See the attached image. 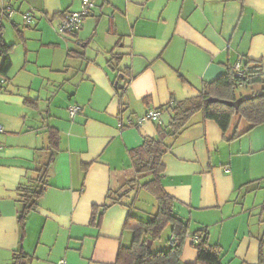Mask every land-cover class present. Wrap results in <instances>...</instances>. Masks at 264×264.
Returning <instances> with one entry per match:
<instances>
[{"label": "crops", "instance_id": "0c3cea01", "mask_svg": "<svg viewBox=\"0 0 264 264\" xmlns=\"http://www.w3.org/2000/svg\"><path fill=\"white\" fill-rule=\"evenodd\" d=\"M1 7L14 13L1 23L12 48L0 76V264H115L132 242L126 219L144 220L128 151L157 125L126 122L157 111L167 125L169 105L198 95L237 62L264 70V0H94L75 34L57 26L81 0H0ZM235 119L224 134L195 114L166 141L161 185L188 223L186 242L206 230L222 264H264V123L237 132ZM55 131L48 185L22 224L19 191L33 187ZM256 192L260 200H249Z\"/></svg>", "mask_w": 264, "mask_h": 264}, {"label": "trees", "instance_id": "16d2710c", "mask_svg": "<svg viewBox=\"0 0 264 264\" xmlns=\"http://www.w3.org/2000/svg\"><path fill=\"white\" fill-rule=\"evenodd\" d=\"M11 48L12 46L6 45L2 39L0 24V55L3 57L0 76L4 77L11 66L9 59ZM241 70L242 75L238 77L230 68L229 74L206 85L198 95L186 99L174 107L169 105L167 108L170 110V118L167 125L157 124L154 137H144L139 147L128 151V157L135 173V177L130 183L142 182L140 189L153 197L156 211L146 220L128 216L125 229L132 233V242L128 247L119 249L115 264H181L183 245L189 234L188 223L176 216L175 201L161 185L163 171L161 157L171 148V145L166 142L167 139L176 138L197 113H201L205 119L214 120L224 134L232 124L233 118L245 121L249 129L264 123V89L251 96L241 97L242 101L237 110L219 102L238 99L235 90L240 86L264 84V70L260 62L251 68L245 65L241 67ZM210 98H215L218 101L209 102ZM238 136L235 134L236 138ZM50 139L51 146L47 150L48 157L45 161L38 162L35 170L37 177L32 180L33 187L19 191L20 201L23 203V209L19 216V221L22 224H24L26 214L35 210L38 200L48 185L51 165L58 151L56 131L50 133ZM167 228H169L170 234L169 249L152 251V246L147 248V243L149 241L153 243L160 239ZM192 237L196 238V241L191 242L196 250V260L194 263L188 264H222L217 248L208 244L206 230L196 231ZM170 240L173 241L172 245L169 244ZM258 264H263L262 260Z\"/></svg>", "mask_w": 264, "mask_h": 264}, {"label": "built area", "instance_id": "2783aa9c", "mask_svg": "<svg viewBox=\"0 0 264 264\" xmlns=\"http://www.w3.org/2000/svg\"><path fill=\"white\" fill-rule=\"evenodd\" d=\"M93 1L94 0H81V9L77 12H72L69 14H66L65 16H63L60 21L59 24L57 26V31L60 34H75L82 25V21L85 17H87L90 13V10L92 8L93 5ZM14 13V10L10 7H1L0 8V24L2 23L4 18H10ZM32 13L31 12H26L23 14V20H24V25H29L32 22ZM233 71H234V75L235 76H241L242 75V70H241V66L240 63L237 62L233 67H232ZM5 84V79L0 77V87H2ZM79 107L77 106H71L68 109L69 112V116L70 118H74V116L79 112ZM147 121L150 122H155L157 124H161V120H160V114L157 111H149L139 117L136 118V120H128L126 122L127 126H132L134 125H141ZM4 128L3 126L0 124V134L3 132ZM192 241H196V238L192 237ZM169 244H173V241L170 240ZM58 264H65L64 260H60L58 262Z\"/></svg>", "mask_w": 264, "mask_h": 264}, {"label": "rangeland", "instance_id": "374dc122", "mask_svg": "<svg viewBox=\"0 0 264 264\" xmlns=\"http://www.w3.org/2000/svg\"><path fill=\"white\" fill-rule=\"evenodd\" d=\"M264 89V84H259V85H253V86H243V87H238L235 90L236 95H247V96H251L253 93H256L257 91ZM235 118H233L232 120V127L233 124L235 122ZM242 124L237 128L236 130L237 132H241L243 131L244 128H246V122L242 120L241 122ZM230 134L232 131V128H230ZM229 129V130H230ZM235 130V131H236ZM261 194L262 193H251L248 196L249 200H256L259 201L261 198ZM136 208L140 209L139 210V217L146 220L148 219L152 213H154L155 211V201L153 199V197L151 195H149L148 193L141 191L139 194V197L136 201ZM137 215V213H136ZM170 238V234H169V228H167L161 235L160 239L154 241L151 246H152V251H165L169 249V245H168V240ZM186 242V240H185ZM183 248L185 249V254L183 256V261H180L181 264H188V263H192V262H188V259H192L193 257H195L196 255V250L194 249L193 245L191 244V242L187 241L186 243H184ZM196 260V259H195ZM194 260V262H195ZM193 262V263H194Z\"/></svg>", "mask_w": 264, "mask_h": 264}, {"label": "water", "instance_id": "95a60500", "mask_svg": "<svg viewBox=\"0 0 264 264\" xmlns=\"http://www.w3.org/2000/svg\"><path fill=\"white\" fill-rule=\"evenodd\" d=\"M218 100L217 99H215V98H210L209 99V102H217ZM241 101H242V99L241 98H238V99H236L235 101H226V100H221V101H219L222 105H225V106H228V107H232V108H234L235 110H237L238 109V107H239V105H240V103H241ZM151 241H149L148 243H147V248H150L151 247Z\"/></svg>", "mask_w": 264, "mask_h": 264}]
</instances>
